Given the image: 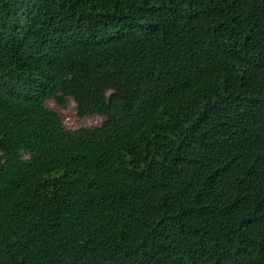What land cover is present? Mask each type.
Segmentation results:
<instances>
[{
	"label": "trees",
	"instance_id": "trees-1",
	"mask_svg": "<svg viewBox=\"0 0 264 264\" xmlns=\"http://www.w3.org/2000/svg\"><path fill=\"white\" fill-rule=\"evenodd\" d=\"M0 264H264V0H0Z\"/></svg>",
	"mask_w": 264,
	"mask_h": 264
},
{
	"label": "rangeland",
	"instance_id": "rangeland-1",
	"mask_svg": "<svg viewBox=\"0 0 264 264\" xmlns=\"http://www.w3.org/2000/svg\"><path fill=\"white\" fill-rule=\"evenodd\" d=\"M48 103L53 109L58 110L62 114L65 124L70 128H77L81 125H99L104 120V117L98 114L80 117L76 111L75 101L72 99L67 106H62L54 100H49Z\"/></svg>",
	"mask_w": 264,
	"mask_h": 264
}]
</instances>
